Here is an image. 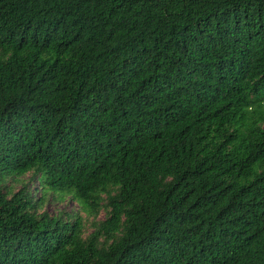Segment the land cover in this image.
Returning a JSON list of instances; mask_svg holds the SVG:
<instances>
[{
  "label": "trees",
  "instance_id": "trees-1",
  "mask_svg": "<svg viewBox=\"0 0 264 264\" xmlns=\"http://www.w3.org/2000/svg\"><path fill=\"white\" fill-rule=\"evenodd\" d=\"M0 264H264V0H0Z\"/></svg>",
  "mask_w": 264,
  "mask_h": 264
},
{
  "label": "rangeland",
  "instance_id": "rangeland-1",
  "mask_svg": "<svg viewBox=\"0 0 264 264\" xmlns=\"http://www.w3.org/2000/svg\"><path fill=\"white\" fill-rule=\"evenodd\" d=\"M27 184L29 190L33 193L34 198H39L42 196L41 192L39 191V186L37 184V181L35 179L31 178V174H25L21 177H15V178H6L4 182V187L9 190L10 193L16 192L22 184ZM44 197V203L41 212H45L46 214L50 216H60L62 214H73L74 212L78 211V206L69 198H62L60 200L57 199L56 195H52L50 192H46L43 194ZM80 213V212H79ZM80 216H82V220L84 222V228H83V236H87L89 233H91V227H90V218H85L82 213H80ZM104 215L103 213H99L97 220H103Z\"/></svg>",
  "mask_w": 264,
  "mask_h": 264
}]
</instances>
